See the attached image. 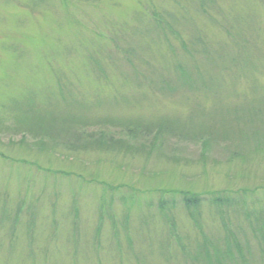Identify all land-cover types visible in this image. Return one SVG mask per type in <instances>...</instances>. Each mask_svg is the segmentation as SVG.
I'll return each instance as SVG.
<instances>
[{
    "label": "rangeland",
    "instance_id": "rangeland-1",
    "mask_svg": "<svg viewBox=\"0 0 264 264\" xmlns=\"http://www.w3.org/2000/svg\"><path fill=\"white\" fill-rule=\"evenodd\" d=\"M0 264H264V0H0Z\"/></svg>",
    "mask_w": 264,
    "mask_h": 264
},
{
    "label": "trees",
    "instance_id": "trees-1",
    "mask_svg": "<svg viewBox=\"0 0 264 264\" xmlns=\"http://www.w3.org/2000/svg\"><path fill=\"white\" fill-rule=\"evenodd\" d=\"M259 112L260 110L256 109V107L250 108L249 105L248 106L239 105V106H236L232 111H230L223 120L225 122L227 120L229 121L237 120V123H239L245 120L247 117H252L254 115L259 114ZM184 203L187 207L192 209V208H196L200 206L201 199L199 197L194 198V197L185 196ZM206 251H209V250L206 249Z\"/></svg>",
    "mask_w": 264,
    "mask_h": 264
}]
</instances>
